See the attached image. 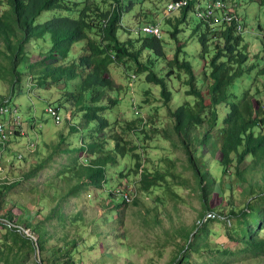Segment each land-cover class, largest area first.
Instances as JSON below:
<instances>
[{
    "label": "trees",
    "instance_id": "16d2710c",
    "mask_svg": "<svg viewBox=\"0 0 264 264\" xmlns=\"http://www.w3.org/2000/svg\"><path fill=\"white\" fill-rule=\"evenodd\" d=\"M153 1L0 0V80L10 87L9 95L0 99V122L15 130L6 138L0 133V226L5 229L0 240V264H16L20 262L21 253L24 252L21 255L24 257L37 253L38 246L40 259L36 264H77L87 232L81 234L78 231V236L70 239L66 236L64 244L48 245L50 237L44 223L26 217L27 203L37 204V213L42 212L44 196L51 199L53 210L47 221L60 216L66 222L73 214L64 215L66 207L71 205V197L76 211L86 205L72 218V223L78 224L79 220L86 222L85 215L93 200L105 202L102 205L105 211L114 207L108 214L113 216L116 212L119 216L122 206L137 207L142 196L155 199L157 204H166L161 193L180 200L172 186L194 190L195 185L200 191L204 211L199 224L191 229L173 231L170 240L177 250L169 264H201L198 259L204 257H207L204 264L244 261L264 264V86L260 84V78H264V35L259 34L262 50L255 58L256 63H252L244 38V19L237 11L241 19L230 23L210 20L207 6L211 0H170L164 15L161 11L156 12L159 8H154L155 13L150 16L143 13L139 31L134 32V27L128 28L124 24L126 14L136 4L153 5ZM180 1L189 4L176 10L169 9L171 4ZM235 1L232 0L237 10ZM47 13L52 18L45 21L43 16ZM176 14L178 16H174ZM192 14L200 18L198 25L191 24ZM162 20L172 27L170 38L176 41L170 59L166 58L163 35L157 38L142 31L146 25L161 30ZM181 26L191 29V35L185 41L181 40V35L186 36L188 31ZM259 29L264 32L262 26ZM123 32H128L131 37L123 40ZM194 39L201 46L199 56L204 65L199 74L187 54ZM78 46L81 47L79 55L76 53ZM32 48L41 50L45 55L43 61L32 62ZM162 61L166 66L164 74V70H154ZM112 65L122 66L126 72L132 69L137 76L147 73V83L160 88L164 104L173 99L174 82L186 87L187 96L195 100L170 109L168 128L152 132L155 124L146 119L140 110L142 104L138 105L133 97L131 117L135 118L121 123L115 116L119 100L110 95L116 90L110 77ZM258 68L260 70L254 73ZM136 75H131V79ZM30 76L35 82L29 85L31 89L52 88L53 85L60 91L48 99L44 111L57 128L62 126L65 132L59 131L58 143H46L52 152L32 165L37 171L61 153L68 159L61 165V171L51 177L48 185L52 186L46 189L32 184L28 187L27 180L33 173L22 174L21 167L12 169L16 172L14 178L3 176L6 168H2V160L7 145L14 139H30L17 133L24 130L30 134L39 124L36 113L25 119L20 105L10 106L14 92L19 91ZM245 82L249 85L245 86ZM129 86L133 88V84L129 83ZM1 107H10L11 111ZM14 116L19 118L12 121ZM27 121L30 123L28 129ZM150 132L186 154L187 161L182 166L192 173L193 180L145 165L147 163L139 152L146 153L147 147H141L140 142L151 140ZM131 134L137 137V143L125 137ZM30 141L29 153H34L37 145L32 146ZM44 151L42 148L39 153ZM218 153L220 157L216 160ZM21 155L25 158V154ZM14 158L19 160V154L15 153ZM14 161L9 162L10 168ZM215 165L220 173L218 179L210 170ZM132 177L137 180V187L133 185ZM56 178L61 179L63 185L54 184ZM237 187L241 194L247 195L241 204L235 203ZM17 188L20 189L14 191ZM229 193L232 194L227 199V213L224 206L211 208L214 195L224 198ZM15 194L16 199L12 196ZM125 195L132 202L127 203L123 199ZM14 210H22L25 214L17 216ZM210 213L217 217L209 218ZM213 222L225 225L226 244L211 239ZM105 224L108 225V220ZM106 225L102 228L92 226L93 235L98 237ZM25 230L32 235H27ZM60 255H64L63 261Z\"/></svg>",
    "mask_w": 264,
    "mask_h": 264
},
{
    "label": "rangeland",
    "instance_id": "374dc122",
    "mask_svg": "<svg viewBox=\"0 0 264 264\" xmlns=\"http://www.w3.org/2000/svg\"><path fill=\"white\" fill-rule=\"evenodd\" d=\"M162 1L164 2L160 3V0H154L153 5H150V3L136 4L135 8L126 14L124 24L127 25L128 28L134 27V32L139 31L141 28L140 24H142L143 13L147 12L150 16L151 14L155 13V11H153L154 8H159L156 9V12L161 11V15H164L167 2L170 0ZM235 2L237 3V11L244 19L246 24L244 38L249 46L248 51L250 53L251 59L253 60L252 63H256L255 58L259 56L261 53L260 50H262L259 34H261V37L264 35V32L259 29V26L264 28L263 1L236 0ZM174 16H178V14ZM43 18L45 21H48L52 18V15L47 13L43 16ZM160 18L162 19V17ZM190 22L192 25H198L201 20L197 14H192L190 17ZM185 24L181 25L185 26ZM184 26H181V28L186 29L188 33H186V36L182 34L181 40L188 39V36L191 35V29L188 27L185 28ZM161 30L163 32L162 35L165 43L164 51L167 53L166 58L170 59L174 55L176 49L174 46L176 45V41L172 40L169 34V32L172 30V27L162 20ZM121 37L123 40H128L131 36L128 34V32H123L121 33ZM184 41L181 43H184ZM80 51L81 47L78 46L76 49L77 55L80 54ZM187 51L188 60L197 67V72L199 74V72L203 71L204 65L202 64L201 57L199 56L201 46L199 45L197 39H194L190 42V46ZM31 56L32 62L34 63L43 61L45 55L41 53L40 49L34 50L32 48ZM143 61H146V59H143ZM162 63L159 62L154 67V70H164L162 71V74H164L166 72V66L164 63ZM50 64H55V62H51ZM258 70H260V68L255 69L254 73ZM132 72H134V70L128 69L126 72V68L118 65H112L110 67V77L114 81V85L116 87V90L111 92L110 95L116 97L119 100V103L116 106V110L117 107L119 110L115 112V116L117 117V120L121 121V123L123 121L125 122V119L132 120L135 118L131 117V112L133 110V97L137 99L138 105L139 103L142 104L140 110L146 119L152 120V122L155 124L152 126V132H161L168 128L169 124H171V120L169 118L170 109H174L178 105L184 104L187 101L194 102L195 100L193 97L187 96L186 87L174 82L173 99L169 104H164L160 96V88L153 84L147 83V73L137 76L135 72ZM131 75H136V78L133 77L132 80ZM260 79V84L264 86V78ZM129 83L133 84V88L129 86ZM33 84H35V82L32 81L30 76L28 80H25L22 88L19 91L14 92V95H12L13 101L10 102V106H14L15 104L16 106L20 105L25 119H29L33 113H36L39 124H37L35 128L31 129L32 132H30V134H27L24 130H21L20 133H17L20 137H25L27 135L31 138H24L21 140L14 139L10 142V144L7 145L6 153L3 154L2 168H6V171L3 175L4 178H14L16 176V172L12 171V169L17 167H21V169H23L22 174L32 172L33 175L29 180H27V186L29 187L32 184L39 186L42 189H46L52 186L48 185V182L51 181L52 176L57 175V173L61 171V165L67 162L68 159L65 153H61L56 155L54 159L48 161L37 171L33 166L52 152L51 149L47 147L46 143H58V140H60L58 133L60 130L63 131L62 126L61 128L60 126L57 128L56 124L50 118V115L44 111L47 107L48 99L54 98V96H56L60 91L53 87V85L52 88L47 87L31 89L29 85L32 86ZM248 85L249 83L245 82V86ZM119 89H121V91H119ZM9 91L10 87L0 80V99L7 94L9 95ZM234 91L238 94L240 93V91L236 90L235 88ZM7 99L9 100V98ZM66 114L68 115L69 113ZM69 116L70 115H68V117ZM17 118H19V116H14L12 121ZM25 124L27 129L28 126L30 128L29 121H27ZM10 131L15 132L13 126H10ZM63 132H65V130ZM152 132L149 133L151 140L148 142H140L141 147H147L146 153L143 154L142 151L139 152L141 155H143L144 162L147 163L145 165L160 170L163 173H179L186 176L187 179L193 180L192 173L186 171L185 166H182L187 161L186 154L181 150L174 148L169 142L164 141L163 139L159 138V135L153 134ZM125 137L131 142H138L137 137L133 134L126 135ZM29 140H31L30 142H32V146L37 145V150L34 153H29L31 150V146H28ZM74 140L76 142L78 141L77 138ZM76 142L73 141V143ZM42 148L45 151L41 154L39 152L42 150ZM64 148H66L65 145ZM15 153L19 154V160L14 158ZM21 154H25V158L24 155ZM28 157L29 160L24 161ZM219 157L220 155L218 153L215 156V159L218 160ZM22 158H24V160H21ZM13 160L15 161L12 163L13 165H11L10 168L9 162ZM217 168L218 166L215 165V168L210 170H213L214 176L218 179L220 177V173L216 170ZM208 171L209 170L206 172ZM132 182L133 185H136L137 187V180L133 177ZM54 184L63 185V182L61 179L56 178L54 180ZM192 185H194V182H192ZM234 187H236V184ZM217 188H219V186H217ZM19 189L20 188H17L14 191ZM172 190L179 196L180 200H174L171 196H167L168 194L161 193L160 197L165 198L167 203L157 204L155 199L142 196V200L139 201V207L134 205L122 206L119 216L116 212H114L113 216L108 214L113 210L114 207L108 208V210L105 211L102 207L105 202L93 200L90 210H87V215H85V218L87 219L86 222L79 220L78 224H73L72 218L86 205L82 206L79 211H76L72 205L74 198L71 197V205L66 207L64 215L71 213L73 214L68 217L67 221L63 222V219L60 218V216L59 218L47 221L46 219L53 212V210L51 208V199L48 196H44L45 200H43L41 206L42 212L37 213L39 211L37 204L31 205L27 203L26 206L29 207L30 211L28 210L26 217L30 218L32 221L35 219L36 222L38 220L44 223L46 231H48V236L50 237L48 245H61L65 243L66 236L67 239H70L72 237H77L78 231L81 234L87 232L84 235L85 246L79 252L80 255L77 257V264H169L173 258L174 252L177 250L175 243H172L170 240V238H173V231L182 228L191 229L196 223L199 224L202 212L204 211L203 200L196 185L194 190L192 187L191 189H185L175 186H172ZM240 190L241 189L237 187L234 193L236 204L243 203L247 197V195L241 194ZM49 192L52 193V191ZM231 194L232 193L225 194L224 198L222 195H214L211 202V208L224 206L223 210L227 213V199ZM12 196H15V199L17 198L16 194ZM5 199L11 201L9 197H6ZM130 200L132 202V199ZM117 204L118 202L116 200L115 205ZM14 211L15 215L17 216L25 214V212L22 210ZM106 219L108 220V225L105 224L107 222ZM95 225L101 228L102 226L106 225L105 228L99 231L101 233L98 234V237L93 235L94 233L92 232V226ZM2 227L3 226H0V240L3 238L5 233V229ZM225 232L226 227L222 222L211 223L210 237L214 242L226 244L228 239L225 236ZM25 233H27V235L31 234V232L26 230ZM177 240L180 241V239ZM22 254H24V252L20 254V262H17L16 264H36V260L38 259L36 257V252L33 254L31 253L27 257L21 256ZM64 258V255H60L61 261H63ZM206 260L207 257H204L198 259V262L204 264ZM228 264L249 263L244 261L241 263L235 262Z\"/></svg>",
    "mask_w": 264,
    "mask_h": 264
},
{
    "label": "built area",
    "instance_id": "2783aa9c",
    "mask_svg": "<svg viewBox=\"0 0 264 264\" xmlns=\"http://www.w3.org/2000/svg\"><path fill=\"white\" fill-rule=\"evenodd\" d=\"M187 4H189V3H187V1H180L177 3L171 4L169 6V9L170 10H176L177 8H180L181 6H184ZM207 17L214 22H218L221 19L224 22H228V23H230L234 19H241L237 13L236 5L233 4L232 0H211V4L207 6ZM142 31L145 34L156 36L157 38H161V36H162L161 30L158 27H155L152 25H146L145 27H143ZM2 108L6 109V110H8V108H9V110L11 111L10 107H8V108L1 107V109ZM11 132L12 131H10V128H8L7 123L0 122V133L3 134L5 138L8 136V134H11ZM123 199L127 203L131 202L130 198L127 195H125L123 197ZM208 217L209 218H216L217 214L210 213L208 215ZM28 232H30V231H28ZM30 235H32V233Z\"/></svg>",
    "mask_w": 264,
    "mask_h": 264
},
{
    "label": "water",
    "instance_id": "95a60500",
    "mask_svg": "<svg viewBox=\"0 0 264 264\" xmlns=\"http://www.w3.org/2000/svg\"><path fill=\"white\" fill-rule=\"evenodd\" d=\"M36 257L38 258V260L40 259V248L38 246V250H37V253H36Z\"/></svg>",
    "mask_w": 264,
    "mask_h": 264
}]
</instances>
